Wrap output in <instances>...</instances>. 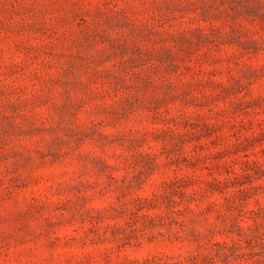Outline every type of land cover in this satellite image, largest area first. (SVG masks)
<instances>
[{"label":"clouds","instance_id":"obj_1","mask_svg":"<svg viewBox=\"0 0 264 264\" xmlns=\"http://www.w3.org/2000/svg\"><path fill=\"white\" fill-rule=\"evenodd\" d=\"M0 264H264V0H0Z\"/></svg>","mask_w":264,"mask_h":264}]
</instances>
